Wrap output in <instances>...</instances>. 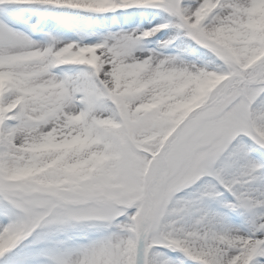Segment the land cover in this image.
Segmentation results:
<instances>
[{"label": "snow or ice", "instance_id": "obj_1", "mask_svg": "<svg viewBox=\"0 0 264 264\" xmlns=\"http://www.w3.org/2000/svg\"><path fill=\"white\" fill-rule=\"evenodd\" d=\"M0 264H264V0H0Z\"/></svg>", "mask_w": 264, "mask_h": 264}, {"label": "rangeland", "instance_id": "obj_2", "mask_svg": "<svg viewBox=\"0 0 264 264\" xmlns=\"http://www.w3.org/2000/svg\"><path fill=\"white\" fill-rule=\"evenodd\" d=\"M144 19V23H147L148 22V17H145V18H143ZM139 22V21H138Z\"/></svg>", "mask_w": 264, "mask_h": 264}]
</instances>
